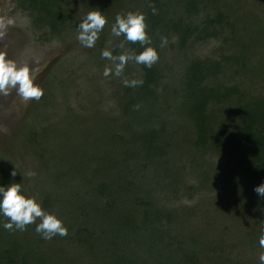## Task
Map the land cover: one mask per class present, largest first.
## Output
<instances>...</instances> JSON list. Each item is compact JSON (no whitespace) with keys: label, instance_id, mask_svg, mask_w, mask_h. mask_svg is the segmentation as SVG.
<instances>
[{"label":"trees","instance_id":"trees-1","mask_svg":"<svg viewBox=\"0 0 264 264\" xmlns=\"http://www.w3.org/2000/svg\"><path fill=\"white\" fill-rule=\"evenodd\" d=\"M123 1L98 0L94 8L108 14ZM230 1L126 0L128 11L145 15L159 61L151 68L130 61L116 79L121 115L97 121V149L79 145L70 160L58 158L70 165L56 175L65 191L42 192L41 205L63 221L68 234L44 239L36 224L6 230L9 221L0 214V264H260L264 198L254 188L264 183V17ZM16 2L47 35L64 32L74 20L61 0ZM209 5L212 12L196 22ZM123 41L122 36L113 55L143 51L139 43L125 42L121 49ZM210 41L218 44L215 57L185 55L173 75L168 51L183 54ZM103 43L101 38L100 51ZM125 78L143 84L125 87ZM83 133L81 128L78 135ZM31 135L36 142L41 134ZM216 158L225 161L216 164ZM74 176L80 188L70 190ZM13 182L20 183L0 171V186ZM197 195L209 198L208 210L173 207ZM208 211L223 220L212 218L204 231L218 225L234 234L236 254L220 238L203 241L205 234L192 221L198 214L208 219ZM66 247L86 252L72 257Z\"/></svg>","mask_w":264,"mask_h":264},{"label":"rangeland","instance_id":"rangeland-1","mask_svg":"<svg viewBox=\"0 0 264 264\" xmlns=\"http://www.w3.org/2000/svg\"><path fill=\"white\" fill-rule=\"evenodd\" d=\"M2 1L6 8L1 10L0 15V52L6 53V59L13 60L19 66L27 65L30 73L43 70L42 77L39 75L42 80L40 79L36 85L43 89L44 95L39 101L34 99L27 110L22 112L14 101H9L18 92V86L17 89H10L8 95L0 94V171L4 170L11 174L16 170L15 177L26 195L35 196L41 203L42 192L46 190L53 192L56 189L65 191L61 181L58 188L56 175L70 168V165L66 161L62 164L58 158L63 156L70 160L71 153L77 150L79 145L83 146L84 151L88 150L86 146L90 144L97 149L98 143H92L97 121L121 115L122 110L115 102L118 77L115 75L104 77V68L106 65L111 66V62L101 58L97 44L103 38L102 50L107 48L111 51L117 47L122 36H113L111 27L117 14L129 12L131 4L128 5L124 0L114 11L102 13L108 23L99 34L100 38L95 47L89 49L83 47L77 40L78 25L88 12L96 10L94 7L98 0H61L62 6L68 8L74 20L66 24L64 32L54 33L52 36L47 35L49 32L46 28L40 30L34 28L30 18L17 8L14 0ZM237 4L246 11H253L254 14L258 11L257 15L264 17V0H237ZM210 7L211 5L206 7L207 11L195 17L196 22L212 12ZM217 45V42L210 41L186 49L183 54L168 51L167 66L171 67L170 71L176 76L185 55L215 57L213 53ZM78 120L83 122L79 125ZM115 126L114 124V130L118 132L119 128ZM81 128L84 133L78 135ZM32 131L41 134L37 135L36 142L31 141ZM224 161V158L214 160L216 164ZM29 172H34L35 175L30 177ZM80 182V178L74 176L67 184V188L79 189ZM208 199L203 200L197 195L194 201L183 199L173 207H181L180 209L186 212L190 207L201 205L200 210H206L207 207H211L206 203L209 202ZM206 216L208 219L204 214H198L192 221L199 227V231L205 234L202 236L203 241L220 238L223 245H228V251L236 254L233 248L236 243L234 234L227 233V230L219 228L218 225L210 233L204 231L207 222L223 219L211 211H208ZM190 219L193 217H189L188 221ZM237 235L238 233L236 237ZM66 248L71 251L69 254H73L72 257L77 256V253L86 252L84 249ZM88 259H94V256L91 255Z\"/></svg>","mask_w":264,"mask_h":264},{"label":"clouds","instance_id":"clouds-1","mask_svg":"<svg viewBox=\"0 0 264 264\" xmlns=\"http://www.w3.org/2000/svg\"><path fill=\"white\" fill-rule=\"evenodd\" d=\"M155 14L156 9L153 5ZM108 20L99 10H93L87 13L86 17L78 25L77 40L85 48H94L99 34L107 25ZM148 24L143 13L129 11L126 14H117L115 22L111 27V34L115 37H124V41L120 43L121 49L125 48V42L136 44L139 43L143 47V51L137 54L134 50L128 49L122 51L119 55H113V52L107 48L101 51V58L111 62V66L106 65L103 75L105 78L115 75L120 77L128 65L135 64L144 65L147 68L153 67L159 61V53L155 47L151 45V39L148 36ZM167 45V38H161V47ZM125 87H137L143 84V80L127 79L122 81ZM18 86V89H17ZM10 89H17L18 95L28 101L35 99L39 101L44 91L36 85L31 78L30 69L27 65L19 66L16 62L6 59V53L0 52V94L8 95ZM139 107V106H136ZM17 171L13 170L11 176L15 177ZM28 175L34 176V172ZM254 191L264 198V183L254 188ZM0 214L8 219L3 227L6 230L13 228L24 231L28 225L36 224L35 231L41 234L44 239H52L53 237L66 236L68 230L63 221L55 214L45 211L35 196L24 194L21 183H11L7 186H0ZM37 220L40 222L37 224ZM259 247L264 249V232L259 236ZM260 264H264V252L259 254Z\"/></svg>","mask_w":264,"mask_h":264},{"label":"flooded vegetation","instance_id":"flooded-vegetation-1","mask_svg":"<svg viewBox=\"0 0 264 264\" xmlns=\"http://www.w3.org/2000/svg\"><path fill=\"white\" fill-rule=\"evenodd\" d=\"M14 2H16V0H14ZM16 5H17V2H16ZM1 6H2V8H1V10H3V8H6L5 6L6 5H4L3 4V1L1 0ZM17 8L19 9V7H18V5H17ZM22 13H24V14H27V16H28V12H24V11H22L21 9H19ZM1 12L2 11H0V15H1ZM29 17V16H28ZM1 30V29H0ZM43 70H38V71H33L32 73H30L31 74V78H32V80L34 81V83L36 84V83H38L39 81H40V79H41V77H42V72ZM39 75H41V77H39ZM37 76V77H36ZM42 80V79H41ZM43 98V97H42ZM10 102H12V101H14L15 102V104H17V106H19L20 107V109H21V111L22 112H24L25 110H27V107L29 106V104H31V102L32 101H34V99H31V100H28V101H24L19 95H18V92L16 93V94H14L13 96H12V98H10V100H9ZM20 111V112H21Z\"/></svg>","mask_w":264,"mask_h":264},{"label":"water","instance_id":"water-1","mask_svg":"<svg viewBox=\"0 0 264 264\" xmlns=\"http://www.w3.org/2000/svg\"><path fill=\"white\" fill-rule=\"evenodd\" d=\"M1 8H2V6H1V0H0V11H1Z\"/></svg>","mask_w":264,"mask_h":264}]
</instances>
